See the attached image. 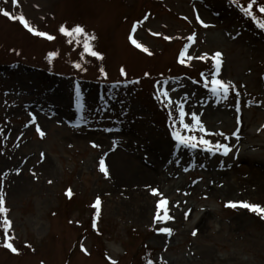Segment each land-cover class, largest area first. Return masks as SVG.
<instances>
[{
    "label": "rangeland",
    "instance_id": "374dc122",
    "mask_svg": "<svg viewBox=\"0 0 264 264\" xmlns=\"http://www.w3.org/2000/svg\"><path fill=\"white\" fill-rule=\"evenodd\" d=\"M240 2L247 6L249 0ZM4 9L23 13L56 39L36 36L0 14V199L10 209L9 235L14 232L19 250L0 246V264H141L151 248L155 264L161 258L166 264H264V218L226 206L240 201L264 206V30L230 0H19L18 6L0 0ZM138 21L136 38L151 55L131 43V25ZM63 25L94 33L92 43L104 59L82 58V46L68 44L60 32ZM193 34L197 42L190 55L222 53L220 78L236 86L227 100L217 103L203 87L201 73L214 70L211 59L192 60L191 67L179 63ZM52 51L60 55L49 61ZM77 62L87 71L75 68ZM132 78L143 81L127 82ZM165 80L170 91L177 89L171 92L174 101L187 94L186 110L200 114L210 131L231 137L207 138L229 143L232 153L213 156L177 146L168 109L157 99V85ZM77 85L82 111L75 103ZM223 112L225 121L219 120ZM109 127L117 131H106ZM113 141L129 150L116 149ZM153 147L161 156L156 164ZM118 155L162 175L134 180L112 164ZM105 156L108 176L99 165ZM205 165L214 166L211 173ZM152 189L170 201L174 220L167 224L155 223L160 197ZM162 227L173 233L160 232ZM4 241L0 227V245Z\"/></svg>",
    "mask_w": 264,
    "mask_h": 264
},
{
    "label": "snow or ice",
    "instance_id": "6c2138e0",
    "mask_svg": "<svg viewBox=\"0 0 264 264\" xmlns=\"http://www.w3.org/2000/svg\"><path fill=\"white\" fill-rule=\"evenodd\" d=\"M231 4H233L235 7H237L241 13L248 17L251 21L255 22V24L261 29L264 30V18H260L257 15V12L260 14H264V4L259 3V0H249V3L247 6L242 4L240 0H230ZM13 3L17 6L19 5V0H13ZM254 7L256 8V11H254ZM0 14H2L5 17H8L11 20H19L23 26L28 29L29 32H32L34 35L39 37H45L49 41H53L56 39L55 36L50 35L48 33L39 31L37 28L32 26L27 18L23 15V13L19 15H13L8 10H0ZM187 19V17H185ZM197 19L200 21V23L204 27H208L207 24L204 23L202 19H200L199 15H197ZM141 22H137V25L133 27L132 33L130 35L131 43L137 47L138 49H142L144 52H149V49L145 47L142 43L138 41L136 38V28L139 26ZM60 32L67 37V43L73 44L75 42L77 47L82 46V53L81 57H87L91 56L94 58H97L99 60H103L104 56L97 50H95V45L92 43L97 39L94 33H89L85 30L84 26L82 25H75L72 27H69L67 25H63L60 28ZM153 35H158L157 33H153ZM165 39H174V37H165ZM187 40L189 43L185 44L184 48L181 51V54L179 56V63L181 65H186L191 67L190 62L192 60L198 59L205 62H208L209 59H211L214 62V70L211 72L201 73V76L203 77V87L208 89L210 94L217 98V103L221 100H227L229 98V95L231 94L232 90L235 89V85L232 81H225L221 79V69H222V53L216 52L214 55L209 57L208 53H204L202 55H190V49H193V45L197 42V36L196 34H193L189 37H187ZM60 53L58 51H52L48 54L49 61H52L56 59ZM75 68L80 69L82 71H87L86 68L82 66L81 63L77 62L75 65ZM100 71L103 73L104 78H107V72L103 68L100 69ZM121 72L125 78H127V72L124 69H121ZM196 83H200V81H194ZM131 83L136 84L139 83L137 80L131 81ZM118 85H113V87H116ZM177 89L173 88L171 91L168 88V81L165 80L163 82V85L160 84L157 85V99L162 103L165 104L168 109L169 114V127L172 129L171 135L173 139L177 142V146H182L184 148L189 149H202L205 152L211 153L213 156L217 153H220L221 155L227 157L230 153H232L233 149L229 146V143H221V142H215L213 143L212 139H209L207 137H224L225 140L230 141L231 137L227 136L226 133L223 131H210L205 123L201 120V115L198 114L196 111H190L186 110L185 105L188 100V95L185 94L178 100H173L171 92H175ZM236 95L239 96V91L236 90ZM76 108L78 110H83L85 108V101L84 97L81 94L80 88L77 85L76 87ZM173 104H175V113L173 112ZM237 111L239 109L237 108ZM32 121L35 123V116H32ZM37 131L39 132L40 136L43 137L45 135V132L40 129V126L36 125ZM106 131H112V129H106ZM196 133H199L197 135ZM236 138H239V130L233 133ZM113 143H117L116 141H113ZM93 147H100L99 145L93 143ZM42 157L44 154H41ZM100 165V171L103 172L106 176L109 175V169L106 164V156L102 157L99 161ZM185 171H188L187 168L184 169ZM49 183H52V181H49ZM153 195L159 196V201L157 204V211L155 213V223L156 224H167L169 221L174 220V216L170 215V201L169 199L165 198L163 196V193L159 191V189H152ZM69 196H71V191L69 190ZM187 194V193H186ZM3 199H0V215H2L3 219L0 221V227L3 228L4 234H5V241L2 245L4 248L10 250L14 254H19V250L14 246L13 240L15 239L14 232L12 235H9V232L12 231L13 222L9 218L8 213L10 209L3 206L4 205ZM176 207H179V204L175 205ZM227 207L236 209V208H243L250 210L252 213H255L261 218H264V206L257 203H250L246 201H240V202H229ZM94 207L96 209H100L101 207V201L100 199H97ZM191 214V209H189L185 213V218H187L188 215ZM100 219V212L97 211L96 213V220ZM160 232L166 233L168 235H171L173 233V229L171 227H162L159 229ZM198 234L197 231H193L192 235L196 236ZM27 247L31 248V245H27ZM82 250L87 253V249L83 247ZM109 259H111L109 257ZM162 264H166V262H163V258H161ZM111 264H117L115 260H112ZM147 264H155L154 261L149 259L147 261Z\"/></svg>",
    "mask_w": 264,
    "mask_h": 264
},
{
    "label": "bare ground",
    "instance_id": "6f19581e",
    "mask_svg": "<svg viewBox=\"0 0 264 264\" xmlns=\"http://www.w3.org/2000/svg\"><path fill=\"white\" fill-rule=\"evenodd\" d=\"M213 110L215 113L220 112L219 107H215V108H213ZM226 114H227L226 112H223V115L220 116L219 120H224V118H225L224 115H226ZM209 115H211V113ZM91 135H97V134L92 132ZM150 153L152 155V161L155 162V164H156V162L159 161V158L161 157L159 154L160 152L156 148L153 147L151 149ZM121 154L123 155V153H121ZM122 155H118L115 158H114V156L113 157L110 156L112 158V164L114 163L113 165L114 166L116 165L115 166V167H117L116 169L123 168L122 169L124 171L123 173L125 175H130L129 176L130 178L133 177L134 180H140V181L145 182L147 180L154 179L157 175H159V176L162 175V172H160V171L153 172L150 168L146 167L144 165V163L141 162L139 164L137 161H132L133 159L131 157L127 156L128 157V159H127L124 157L125 155L123 157H122ZM153 165H154V163H153ZM205 167H207V171L211 173L213 170L212 167H214V166L211 167L210 165L209 166L206 165ZM157 169L159 170V168H157ZM154 170H155V168H154ZM227 173L228 172H226V174ZM220 174H223V173L221 172ZM224 185H225L224 189L226 190V192H229L230 189L232 188L233 183L229 181L227 184H224ZM220 191H222V190H220Z\"/></svg>",
    "mask_w": 264,
    "mask_h": 264
}]
</instances>
